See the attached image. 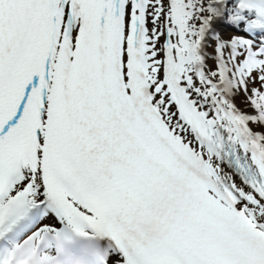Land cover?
Listing matches in <instances>:
<instances>
[{"label": "snow or ice", "instance_id": "1", "mask_svg": "<svg viewBox=\"0 0 264 264\" xmlns=\"http://www.w3.org/2000/svg\"><path fill=\"white\" fill-rule=\"evenodd\" d=\"M0 264H264V0H0Z\"/></svg>", "mask_w": 264, "mask_h": 264}]
</instances>
